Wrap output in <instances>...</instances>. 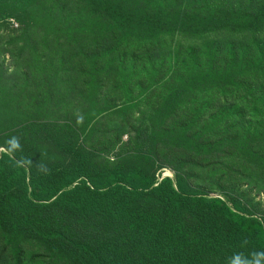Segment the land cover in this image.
Masks as SVG:
<instances>
[{
	"label": "rangeland",
	"instance_id": "1",
	"mask_svg": "<svg viewBox=\"0 0 264 264\" xmlns=\"http://www.w3.org/2000/svg\"><path fill=\"white\" fill-rule=\"evenodd\" d=\"M92 1L0 0V155L67 166L61 143L97 170L179 177L264 220V108L239 96L250 74L264 84V0H152L161 12L187 4L211 31L199 38L175 18L142 23L147 0H113L130 5L108 14L92 13ZM219 40L233 45V62L216 71L213 59L199 74L194 61L208 63ZM51 221L67 241L112 234L62 212ZM48 242L0 230V264H72Z\"/></svg>",
	"mask_w": 264,
	"mask_h": 264
},
{
	"label": "trees",
	"instance_id": "2",
	"mask_svg": "<svg viewBox=\"0 0 264 264\" xmlns=\"http://www.w3.org/2000/svg\"><path fill=\"white\" fill-rule=\"evenodd\" d=\"M92 4L97 6L92 13L102 14L118 13L130 5L112 9L113 0H93ZM142 6L140 20L151 28L175 18L182 26H190L198 38L211 35L209 28L202 31L204 19L193 15L187 4L170 2L169 7L177 10L163 12L152 7V0ZM259 15L264 17V12ZM252 40L247 58L252 54ZM35 54L36 49L31 51ZM233 56V45L219 40L212 44L210 61L202 65L194 61L193 66L199 74L205 73L215 59L212 67L218 71L223 63L233 62ZM251 77L247 76L250 79L239 96L264 108V84L256 78L250 83ZM57 146L70 158L67 166L0 155V230L4 234L47 240L72 264H264V255H257L264 253V220L243 212L238 202L209 197L179 177L159 180L133 167L100 171L79 150ZM57 212L73 220H97L112 234L79 242L59 238L51 221Z\"/></svg>",
	"mask_w": 264,
	"mask_h": 264
},
{
	"label": "clouds",
	"instance_id": "3",
	"mask_svg": "<svg viewBox=\"0 0 264 264\" xmlns=\"http://www.w3.org/2000/svg\"><path fill=\"white\" fill-rule=\"evenodd\" d=\"M9 143L12 145L13 148L19 147V141L17 138L13 137ZM257 255H264V253H257ZM235 264H239V262H235Z\"/></svg>",
	"mask_w": 264,
	"mask_h": 264
}]
</instances>
